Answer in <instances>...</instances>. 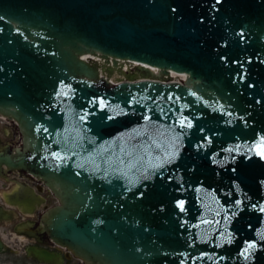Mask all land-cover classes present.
<instances>
[{"label":"water","instance_id":"95a60500","mask_svg":"<svg viewBox=\"0 0 264 264\" xmlns=\"http://www.w3.org/2000/svg\"><path fill=\"white\" fill-rule=\"evenodd\" d=\"M86 52L155 69L110 83ZM0 114V164L57 199L23 233L88 264H264V0H0Z\"/></svg>","mask_w":264,"mask_h":264},{"label":"flooded vegetation","instance_id":"af4514ba","mask_svg":"<svg viewBox=\"0 0 264 264\" xmlns=\"http://www.w3.org/2000/svg\"><path fill=\"white\" fill-rule=\"evenodd\" d=\"M8 123L11 121V129L6 130L4 135L8 136L5 141L0 138L1 144H4L12 149L17 146H13L12 143H20L17 136L14 138L18 131L17 124L12 120H6ZM13 135V136H12ZM3 173L0 172V186H5V190H0V207L9 210L8 219L6 220L14 232L12 238L21 239L22 242V252L21 260L23 262L29 261L34 264H88L91 263L90 259L73 256L71 249L63 244L54 243V241L47 235L46 240L36 239L26 233L22 232L21 226L16 228L17 224L37 222L40 228H44L42 221V205H44V210H46L50 205L57 202L56 197L52 194V191L48 186L45 185L44 179L38 175H33V179L28 180V172H23L19 174V169L11 168L7 170V167L0 164ZM51 197L54 202L48 203V198ZM0 239L2 241V247L0 251L4 250V243L2 236L0 234ZM36 245L47 248L48 250L55 251L60 255V260L57 263L39 261L30 254L26 252V246ZM6 253L16 254L10 248H7ZM26 260V261H25Z\"/></svg>","mask_w":264,"mask_h":264},{"label":"rangeland","instance_id":"374dc122","mask_svg":"<svg viewBox=\"0 0 264 264\" xmlns=\"http://www.w3.org/2000/svg\"><path fill=\"white\" fill-rule=\"evenodd\" d=\"M98 64H100L99 67L97 68L98 73L104 77V79L112 81V82H116L118 80L121 79H125V73L126 72H134V77L138 78L140 77V74L138 71H136L132 66L131 67H118L115 68L113 65H111V69L109 71H106V69H102L103 63L100 62L99 60L97 61ZM134 69V70H133ZM174 80H178L177 77L172 78ZM9 122V121H8ZM5 120H0V138L3 139L5 141V138H7L8 136H10V134H8V136L4 135L6 130H10L11 129V121L10 123H8ZM13 136V135H12ZM17 136V138H16ZM14 138L18 139V141L21 139V135L19 132H17L14 136ZM13 146H17L18 144L12 143ZM5 190L6 189V185L5 186H0V190ZM48 203H53L54 200L49 197L48 198ZM0 234L2 236V240L4 243V250L0 251V264H34V263H30L29 261L23 262L21 260V252L22 250V240L21 239H17V238H12L14 236V232L11 229L10 225L7 223L6 220H2L0 221ZM7 248H10L11 250H13L16 254H9L6 253Z\"/></svg>","mask_w":264,"mask_h":264},{"label":"bare ground","instance_id":"6f19581e","mask_svg":"<svg viewBox=\"0 0 264 264\" xmlns=\"http://www.w3.org/2000/svg\"><path fill=\"white\" fill-rule=\"evenodd\" d=\"M77 56L82 58V59H84V60H86V61H88V62H93V65L95 67H99L100 66V64H98V62H97L98 60L100 62H102L104 66L110 65V60H111L110 57L99 56V55L94 54L92 52L81 53V54H78ZM136 64H138V62L136 60H129L128 62H126V61L125 62H120V64L118 63V61H116L113 66L115 68H118V67H122V66L123 67H128V66H132V65H136ZM150 73L153 74L152 71H150ZM180 74L183 75L182 73H180ZM153 75L156 76V77H159V78L166 79V80H170L173 77H177V76H175L176 74L172 73V71L170 72V75L168 74V72L166 74L165 73L159 74V76L156 75V74H153Z\"/></svg>","mask_w":264,"mask_h":264},{"label":"snow or ice","instance_id":"6c2138e0","mask_svg":"<svg viewBox=\"0 0 264 264\" xmlns=\"http://www.w3.org/2000/svg\"><path fill=\"white\" fill-rule=\"evenodd\" d=\"M249 247H252V245H249ZM245 251H247V249Z\"/></svg>","mask_w":264,"mask_h":264}]
</instances>
